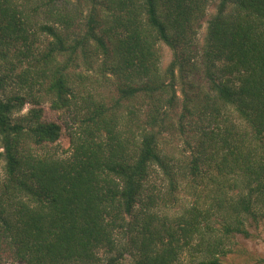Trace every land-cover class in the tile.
<instances>
[{
    "label": "trees",
    "instance_id": "obj_1",
    "mask_svg": "<svg viewBox=\"0 0 264 264\" xmlns=\"http://www.w3.org/2000/svg\"><path fill=\"white\" fill-rule=\"evenodd\" d=\"M110 3L119 11L112 15L113 36L102 29L93 5L86 32L69 43L53 26L36 25L52 39L40 51L27 44L28 28H34L29 15L13 0H0V59L6 61L14 50L27 61L19 72L11 66L0 74V158L6 181L0 195V264H182L180 255L189 250L200 255L196 264H231L230 244L235 236L250 237L245 223L256 221L264 203V0H218L201 52L209 91L203 102L185 103L180 116L198 114L201 122L186 166L194 184L206 179L207 186H216L205 211L192 205L179 216L157 219L151 212L155 201L149 197L148 204L142 203L152 169L168 168L161 132L149 129L165 120L158 118L156 106L161 94L149 95L155 103L136 138L122 135L116 117L96 102L82 128L71 134L68 157L23 153L24 147L57 142L61 127L42 121L37 108L16 116L26 102L21 93L38 88L52 110H68L67 70L77 50L115 61L112 73H123L126 80L118 87L116 106L140 93L165 92L150 76L155 77V46L163 42L176 50L203 17L208 0ZM57 20L66 26L71 22L69 16ZM63 54L67 60L60 62ZM145 78L148 83L135 84ZM11 87L15 91L7 95ZM166 103L172 105L173 96ZM233 115L238 124L229 120ZM169 185L172 191L175 182ZM232 185L238 190L228 194ZM209 215L222 219L221 230L209 226ZM244 253L231 255L244 259Z\"/></svg>",
    "mask_w": 264,
    "mask_h": 264
},
{
    "label": "rangeland",
    "instance_id": "obj_2",
    "mask_svg": "<svg viewBox=\"0 0 264 264\" xmlns=\"http://www.w3.org/2000/svg\"><path fill=\"white\" fill-rule=\"evenodd\" d=\"M17 6V10L23 15H29L34 28H28L30 34L27 44L32 42L35 50L42 51L44 46L52 39L46 34L37 30L36 25L47 24L56 28L60 34L65 37L68 43L73 37L83 36L86 32L85 20L90 9L95 5V16L102 23V29L107 34H112L114 31L113 14L118 13L110 0H13ZM218 0H208L203 17L199 20L195 29L187 32L186 36L180 41L173 50L163 42L157 43L155 46V63L156 71L152 76L165 87V92L158 89L155 93H140L134 99H122L120 104L116 106L114 103L120 100L118 87L126 80L123 73H112L111 64L114 60L108 62L104 55L98 54L93 56L92 51L80 53L79 50L73 56L74 62L69 65L67 70L69 75V87L71 94L68 95L70 106L66 111H54L50 108V102L38 91V88H33L32 91L25 95L26 102L21 111L16 116L24 115L31 108L41 109V119L44 122H55L61 127V134L57 142L54 144H46L44 146L25 148L23 153L29 151L32 154L54 156L66 158L70 154V137L73 132L79 131L83 126V119L87 117L93 107V103H102L114 115L118 130L127 138L138 137L140 126L145 125L148 119L149 109L153 107L155 101L149 98H162L158 106L159 117L165 118L162 127L157 125L149 127L153 131L159 130V146L162 151L165 163L168 164L167 171L159 167H154L149 180L144 186L142 195V203L148 204L149 197L155 201L154 208L151 212L162 219L168 217L174 218L182 214V212L192 205L197 206L200 210L205 211L211 204L210 197L214 195L215 184L209 183L207 180H196L193 183V177L189 173L187 164L189 163L192 152L194 151L195 141L197 137L198 114L192 117L186 115L180 120L181 114H184L183 107L185 103L188 106L203 102L205 95L208 93V82L204 72V67L201 59V52L205 42L207 22L216 12ZM37 8L36 6H39ZM35 8V11L33 9ZM53 15H52V13ZM51 13V15L48 14ZM69 16L71 22L66 26L57 20V16ZM33 33V34H31ZM98 35L102 33L97 31ZM92 50L94 43L90 42ZM22 51L25 48H21ZM16 51L11 50L6 61L0 59V74L8 72L11 66L15 67L14 72H19L26 66L27 61L24 57H17ZM177 54V55H175ZM86 55V56H85ZM60 62L67 60V54H63L59 58ZM176 60L173 67L172 75L168 73L170 65ZM22 64V65H21ZM105 64V65H104ZM107 68L109 71H107ZM143 82L148 83V78L144 81L136 80V85ZM150 84V83H149ZM15 88L11 87L5 91L7 95L13 94ZM30 95V96H29ZM34 99H32V97ZM173 96V104L168 105L166 100ZM39 101L34 104L32 101ZM193 120V121H192ZM238 124L234 115L229 119ZM0 152L2 149L0 148ZM4 162L0 158V195L4 190L5 175L3 172ZM171 174L174 177L169 178ZM215 176V174H214ZM175 182L174 188L171 191L169 182ZM233 189L228 190V194H235L241 186L237 183L232 185ZM227 188H229L227 186ZM172 193L170 195L169 193ZM10 201V200H9ZM222 219L218 215H209V226L216 230H221ZM250 237L244 238L235 236L234 243L230 246L231 253L228 262L231 264H264V203L257 209L256 221L248 220L245 223ZM198 240H194L196 244ZM225 246V245H224ZM244 250V259H234L233 253ZM101 254V253H100ZM103 256V255H102ZM200 255L193 250H189L180 255L182 264H196Z\"/></svg>",
    "mask_w": 264,
    "mask_h": 264
}]
</instances>
